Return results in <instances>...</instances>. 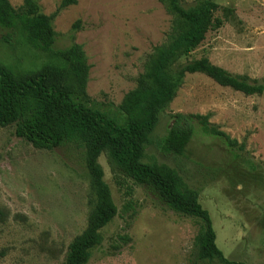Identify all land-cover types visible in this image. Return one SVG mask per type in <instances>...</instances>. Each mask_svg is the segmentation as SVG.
Instances as JSON below:
<instances>
[{
  "label": "rangeland",
  "instance_id": "obj_1",
  "mask_svg": "<svg viewBox=\"0 0 264 264\" xmlns=\"http://www.w3.org/2000/svg\"><path fill=\"white\" fill-rule=\"evenodd\" d=\"M35 1L43 15H55L52 50L81 48L88 73L80 101L123 124L124 97L145 72L154 48L175 36L166 1L77 0L61 10L62 0ZM204 1L180 0V5L187 9ZM210 1L233 10L236 19L180 56L172 74L207 57L228 73L264 86V0ZM8 2L18 10L23 0ZM8 34L6 44L2 38ZM0 65L20 78L39 72L58 77L66 67L32 49L20 28L0 29ZM176 114L208 115L211 125L244 143V151L235 159L221 140L196 128L183 156L163 154L161 145ZM146 138L141 162L173 170L197 194L223 257L264 264V93L245 96L202 74L185 75ZM84 158L74 144L37 150L15 136L14 126L0 127V264H65L67 248L85 230L93 207ZM98 164L118 213L100 231L101 244L87 264H221L202 261L195 252L199 219L174 213L149 188L113 174L102 156ZM124 236L126 244L118 240ZM114 244L120 249H112Z\"/></svg>",
  "mask_w": 264,
  "mask_h": 264
},
{
  "label": "trees",
  "instance_id": "obj_2",
  "mask_svg": "<svg viewBox=\"0 0 264 264\" xmlns=\"http://www.w3.org/2000/svg\"><path fill=\"white\" fill-rule=\"evenodd\" d=\"M167 12L173 17L175 36L166 45L154 48L145 72L138 76L135 88L124 97L120 110L125 122L118 124L105 114L86 107L84 96L88 67L81 48L73 45L53 51L55 33L52 20L42 14L35 0H23L15 10L8 0H0V29L20 28L26 43L34 50L50 54L66 65L64 74L55 77L39 72L20 78L0 65V127L14 126L15 136L34 149L48 150L74 144L84 151L93 207L85 230L67 248L65 264H87L93 249L101 244L100 231L117 215L103 171L98 164L102 156L109 170L137 185L152 190L174 213L197 218L202 229L194 240L200 260H217L221 264H243L227 261L215 245V233L208 213L198 203L197 194L189 190L178 175L164 166L141 162L146 135L154 127L160 109L168 105L182 84L185 75L202 74L220 87L245 96L262 95L264 86L244 75H232L201 57L183 66L173 75L170 68L180 57L195 51L207 33L217 31L236 19L229 8L210 0L196 2L185 9L180 0H165ZM77 0H62L58 10L75 5ZM220 13L219 16L216 14ZM76 28V26H74ZM10 34L2 38L9 43ZM208 115L176 114L161 145L165 155L181 157L196 132L221 140L237 159L244 143L238 144L209 123ZM122 244L127 236L119 237ZM112 249H120L114 244Z\"/></svg>",
  "mask_w": 264,
  "mask_h": 264
}]
</instances>
